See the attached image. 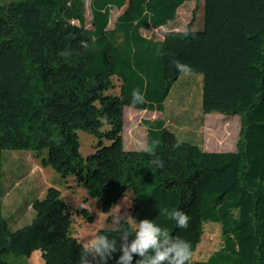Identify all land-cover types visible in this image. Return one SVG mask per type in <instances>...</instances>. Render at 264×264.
I'll return each instance as SVG.
<instances>
[{
	"label": "trees",
	"instance_id": "16d2710c",
	"mask_svg": "<svg viewBox=\"0 0 264 264\" xmlns=\"http://www.w3.org/2000/svg\"><path fill=\"white\" fill-rule=\"evenodd\" d=\"M187 1L90 0V27L86 0L0 4V264L35 251L43 264H81L83 251L72 234L73 212L53 186L32 200L29 223L11 228L1 205L4 150H29L43 167L72 176L104 212L132 190L130 215L137 223L166 227L190 242L192 252L204 223L219 224L222 247L188 264H264V0H204L200 21L187 27L192 35L173 30L156 41L140 34L173 21ZM114 8L123 11L109 29ZM174 60L202 76L203 114L241 117L235 151H205L177 139L163 121L144 122L146 145L158 142L163 168L148 153L124 148V108L162 111L181 74ZM137 88L147 103H132ZM78 131L98 139L86 157ZM165 208L189 215L187 229L161 215ZM76 212L92 220L86 208ZM125 228L134 236L136 227ZM96 235L120 244V231Z\"/></svg>",
	"mask_w": 264,
	"mask_h": 264
},
{
	"label": "rangeland",
	"instance_id": "374dc122",
	"mask_svg": "<svg viewBox=\"0 0 264 264\" xmlns=\"http://www.w3.org/2000/svg\"><path fill=\"white\" fill-rule=\"evenodd\" d=\"M14 0H0L6 4ZM204 0H189L178 8L173 22L161 28L142 30L141 34L149 39L161 40L165 31L179 30L190 23L200 21ZM86 0V24L90 27V12ZM196 11V12H195ZM121 13L112 10L109 26L112 28L116 17ZM202 76L192 73L189 76L180 74L171 87L162 111H142L126 106L123 113V144L126 150H139L140 142L146 144L147 134L145 121H163L168 130L177 139L194 143L209 152L235 151L241 136L242 119L239 115L221 113L203 114L201 109ZM116 94L115 91H111ZM80 153L83 157L92 154L98 139L87 132L78 131ZM108 144V142H106ZM1 179L2 214L12 229L28 224L33 217L31 202L42 198L48 187L53 186L61 193V199L71 208L72 234L81 243L91 239L101 229H113L111 218L117 214H130L134 192L128 190L109 211L104 212L101 201L90 196L83 185L77 183L72 176L61 177L50 166L43 167L40 159L29 150H4ZM86 208L92 220L86 221L76 210ZM107 215H104V214ZM136 227L134 224H131ZM223 237L220 225L213 222L204 223L201 241L197 244L189 262L205 261L221 248ZM9 264H43L40 252L35 251L26 257L11 254ZM86 264H95L93 255L89 253Z\"/></svg>",
	"mask_w": 264,
	"mask_h": 264
},
{
	"label": "clouds",
	"instance_id": "9594fccd",
	"mask_svg": "<svg viewBox=\"0 0 264 264\" xmlns=\"http://www.w3.org/2000/svg\"><path fill=\"white\" fill-rule=\"evenodd\" d=\"M179 31L185 36L193 34L192 30L187 27H183ZM60 55L66 54L61 52ZM173 64L182 75L189 76L192 74L193 70L190 65L178 60H174ZM131 95L133 104L147 103L140 89H134ZM157 145V141H153L151 145L140 142L138 148L153 157L151 162L156 167L163 168V161L156 154ZM179 146L177 143L172 147L175 149ZM160 214L175 221L177 227L181 229H187L190 222V216L180 210L169 211L165 208L161 210ZM128 224L136 226L134 236L126 230L125 226ZM111 226L114 230L121 232L120 244L117 245V239H110L107 235H95L82 243L81 264H85V257L88 253L93 255V260L98 258L99 264H108V261L113 258V254L117 251L122 252V255L116 264H132L134 255L140 257L136 264H188L191 259V243L179 236H172L166 227H161L152 220L144 219L137 223L134 217L125 212L123 215L120 213L112 216ZM130 236L133 237L131 241H129Z\"/></svg>",
	"mask_w": 264,
	"mask_h": 264
},
{
	"label": "crops",
	"instance_id": "0c3cea01",
	"mask_svg": "<svg viewBox=\"0 0 264 264\" xmlns=\"http://www.w3.org/2000/svg\"><path fill=\"white\" fill-rule=\"evenodd\" d=\"M89 2H90V0H89ZM89 2H88V9H89ZM114 9H115V8H114ZM114 9H113V10H114ZM116 10H117V9H116ZM119 11H121V13H122L123 9H122V10H119ZM85 12H86V9H85ZM89 12H90V9H89ZM111 13H112V11H111ZM121 13H120V14H121ZM120 14H119V15H120ZM119 15H118V16H119ZM118 16H117V17H118ZM90 17H91V14H90ZM117 17H116V18H117ZM110 20H111V16H110ZM110 20H109V24H110ZM115 20H116V19H115ZM173 21H174V20H173ZM173 21H171V22H173ZM114 22H115V21H114ZM169 23H170V22H168L165 26H167ZM109 24H108V28H109V29H112L113 27L111 28V27L109 26ZM113 26H114V23H113ZM165 26H163V27H165ZM151 28H154V27H151ZM159 28H161V27H159ZM142 30H143V29L140 30V34H141V31H142ZM148 30H149V29H148ZM145 31H146V30H145ZM167 31H173V29H169V30H167ZM167 31H165V32H167ZM174 31H178V30H174ZM141 35H142V34H141ZM142 36H143V35H142ZM143 37H144V36H143ZM145 38H146V37H145ZM161 40H162V39H161ZM156 41H160V40H156ZM142 111H146V110H142ZM123 113H124V112H123Z\"/></svg>",
	"mask_w": 264,
	"mask_h": 264
}]
</instances>
